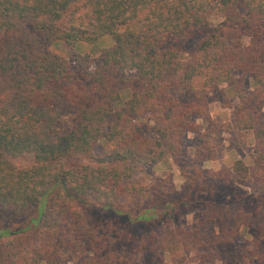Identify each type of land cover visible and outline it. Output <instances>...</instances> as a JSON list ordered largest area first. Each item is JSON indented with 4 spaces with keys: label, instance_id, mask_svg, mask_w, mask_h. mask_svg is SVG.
<instances>
[{
    "label": "trees",
    "instance_id": "1",
    "mask_svg": "<svg viewBox=\"0 0 264 264\" xmlns=\"http://www.w3.org/2000/svg\"><path fill=\"white\" fill-rule=\"evenodd\" d=\"M199 30L204 35L189 50ZM105 35L114 44L104 49L100 65L88 53L70 60L47 48L57 40L75 45ZM198 76L205 78L200 88L193 84ZM223 85L239 97L237 125L254 131L257 152L255 166L238 160L234 169L255 183L243 184L262 188L264 0H0V239L10 246L31 228L56 236L74 222L77 236L81 210L92 196L130 224L191 204L204 210L200 219L152 234L138 247L191 252L196 264H264V202L233 213L217 204L215 192L201 190L177 204L118 207L120 199L144 191L125 179L179 154L190 133L198 135L196 154L213 158L209 139L218 128L194 118L210 120L208 95ZM175 88L193 93V101L173 99ZM65 117L72 129H58ZM146 127L156 136L145 135ZM166 187L156 184V193ZM35 208L39 215L26 226L9 227ZM215 219L219 231L212 227ZM251 229L257 237L241 259L225 262L219 248ZM107 242L69 240L73 264H109L100 256ZM42 263L69 264L52 245L15 248L3 264Z\"/></svg>",
    "mask_w": 264,
    "mask_h": 264
},
{
    "label": "rangeland",
    "instance_id": "2",
    "mask_svg": "<svg viewBox=\"0 0 264 264\" xmlns=\"http://www.w3.org/2000/svg\"><path fill=\"white\" fill-rule=\"evenodd\" d=\"M215 18L219 19L220 14H216ZM203 35L202 30L194 34L188 45L189 50H194ZM113 44L112 36L105 35L94 42L81 41L75 45L57 40L51 45L48 44L47 48L70 60H74L77 53H88L95 64L100 65L104 49ZM189 56L190 54L187 55L188 58ZM204 81V77L198 76L193 84L196 88H200ZM250 81H246L247 86L250 85ZM171 96L183 103H191L194 99L193 93L177 88L173 89ZM208 106L210 120L207 122L199 117H195L194 120L204 124V127L214 123L218 128L219 132L213 133L211 139L208 138L213 158L204 160L203 156L196 154L194 146L198 135L190 133L179 154L167 158L164 162L149 164L145 169L137 170L130 178L125 179V184L141 186L144 191L139 195L120 199L119 208L133 210L131 207L136 206L139 201L143 202L142 205H171V202L177 204L179 200L191 199L201 190L215 192L217 204L223 208L227 206L226 209L233 213L241 210L250 212L255 205L264 202V187L254 189L251 186L255 184L252 178L246 179L244 174H239L234 169L238 160L243 161L247 167H253L257 159L254 131L241 129L237 125L238 112L242 107L239 97L232 86L223 85L209 93ZM72 122L70 117H65L58 122V129H72ZM143 132L147 136H156L149 127ZM100 152L101 147L96 146L94 153L99 155ZM227 174H232V178H228ZM238 179L241 181H237ZM248 179L251 181L250 185L242 183ZM156 184H167L166 191L156 193ZM202 211L204 210L195 205L183 204L178 206L171 216H156L152 221L130 224L127 216L115 215L111 211L101 209L95 201V196H92L81 210L83 221H77V236L73 234L76 231V222H74L58 230L56 236H53L54 232L41 234L37 228H31L14 236L13 244L10 246L0 239V264L5 262L7 254L15 248H35L45 245H52L64 263L73 264L76 259L68 245L69 240H77V243L84 246L90 241L96 244L108 241L100 256L109 259V264H196L192 260L191 252L170 254L160 249H150V243L144 247L146 249L139 248L138 242L152 234L159 236L163 231H173L187 226L200 219ZM38 215L39 210L35 208L29 217L9 224V227L22 228L28 224L30 217L36 218ZM211 223L216 231L220 230L219 219ZM256 237L255 230L251 229L248 234L240 231L232 243L219 248L223 260L228 263L239 261L245 249Z\"/></svg>",
    "mask_w": 264,
    "mask_h": 264
}]
</instances>
